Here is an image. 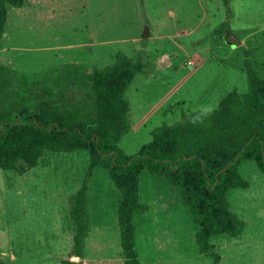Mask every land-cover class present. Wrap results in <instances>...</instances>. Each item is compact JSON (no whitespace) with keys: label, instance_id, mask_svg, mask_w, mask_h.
<instances>
[{"label":"rangeland","instance_id":"1","mask_svg":"<svg viewBox=\"0 0 264 264\" xmlns=\"http://www.w3.org/2000/svg\"><path fill=\"white\" fill-rule=\"evenodd\" d=\"M232 7V29L243 36L239 48L212 36L227 20L223 0H35L11 9L0 51L7 105L13 93L27 96L41 82L77 111L94 113V94L65 84L56 89L50 73L74 63L102 69L125 53L144 66L126 90L131 129L119 147L132 156L151 141L155 129L176 124L183 113L211 112L227 93H246L248 66L264 77V0H234ZM146 27L150 37L144 39ZM88 162L87 151H46L24 175L0 169V260L38 264L49 252L59 257L66 247L71 251L69 197L80 187ZM240 172L250 187L230 190L228 200L246 229L242 237L221 235L212 243L221 255L219 264H264V174L254 161L242 163ZM120 196L108 170L99 168L90 185L88 214L95 227L101 217L109 224L105 240L117 243V249ZM140 196L152 210L136 218V227L141 236L152 230L166 243L168 264H215L199 252L198 226L183 205L181 189L145 171ZM97 201L105 204L100 215ZM24 242L28 246L23 248Z\"/></svg>","mask_w":264,"mask_h":264},{"label":"trees","instance_id":"2","mask_svg":"<svg viewBox=\"0 0 264 264\" xmlns=\"http://www.w3.org/2000/svg\"><path fill=\"white\" fill-rule=\"evenodd\" d=\"M223 0L227 20L212 36L227 39L238 48L242 33L231 26L232 2ZM35 0H0V51L11 9H22ZM233 41V42H232ZM5 65L0 59V169L24 175L36 168L46 151H87L88 168L78 190L70 195V218L74 223L73 247L61 264H81L90 218L88 194L98 168L109 172L121 193L118 220L124 264H141L136 251V218L152 210L142 202V173L162 176L182 190L183 205L195 217L200 254L221 261L212 239L221 235L242 237L246 222L231 210L228 192L248 189L250 182L240 165L254 161L264 174V77L250 65L246 68L248 91L233 90L214 111L183 113L174 125L155 129L149 143L132 156L119 147L131 129L130 102L126 90L144 71L119 52L105 68H85L77 63L50 73L56 89L74 86L95 96V112L77 111L47 85L36 82L27 96L8 92L2 80ZM0 264H5L0 260Z\"/></svg>","mask_w":264,"mask_h":264},{"label":"crops","instance_id":"3","mask_svg":"<svg viewBox=\"0 0 264 264\" xmlns=\"http://www.w3.org/2000/svg\"><path fill=\"white\" fill-rule=\"evenodd\" d=\"M99 169V168H98ZM97 169V170H98ZM96 170V171H97ZM122 196L118 199L117 202V209L119 208V203ZM97 214L100 215V213H103L105 204H101L97 201ZM90 201L88 197V213L90 210ZM104 216V215H103ZM101 222L100 225L92 224L93 221L91 219V222L89 223V232H88V238L86 239V244L84 248V253L82 257V263L81 264H124V257L122 255V247L121 249H117V243H109L108 240H105V231H108L109 224H106L103 220V217L100 218ZM117 226L119 227V220H118V213H117V220H116ZM143 232V235L141 236L140 231H138L137 226V238H136V251L139 256V260L141 264H168L169 261L172 259L168 255V251L166 252L165 256H163V252L165 250V247L167 246L166 243H160L157 237L156 232L153 233L151 230V233L147 231ZM65 232L64 229L62 231ZM121 234V233H120ZM73 235V236H72ZM74 237V234L70 232L69 237L70 240ZM152 240H148L151 239ZM62 243V242H61ZM23 245V248L25 247V244L28 243H21ZM57 245V244H56ZM70 246L66 247L62 252L59 251L60 256L56 257L51 256L50 252L47 256H43L38 260V264H61L64 259H67L69 257L70 253ZM25 251V250H24ZM23 251V255L25 252ZM16 259V258H15ZM18 261L25 262L24 257L18 258Z\"/></svg>","mask_w":264,"mask_h":264},{"label":"water","instance_id":"4","mask_svg":"<svg viewBox=\"0 0 264 264\" xmlns=\"http://www.w3.org/2000/svg\"><path fill=\"white\" fill-rule=\"evenodd\" d=\"M142 37H143L144 39H147V38L150 37V30H149L148 27H146L145 30L143 31Z\"/></svg>","mask_w":264,"mask_h":264}]
</instances>
